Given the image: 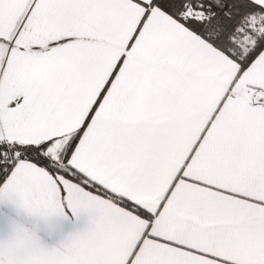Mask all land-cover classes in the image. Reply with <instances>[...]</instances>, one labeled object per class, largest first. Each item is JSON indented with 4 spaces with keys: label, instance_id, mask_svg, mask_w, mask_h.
I'll return each instance as SVG.
<instances>
[{
    "label": "snow or ice",
    "instance_id": "6c2138e0",
    "mask_svg": "<svg viewBox=\"0 0 264 264\" xmlns=\"http://www.w3.org/2000/svg\"><path fill=\"white\" fill-rule=\"evenodd\" d=\"M0 264H264V0H0Z\"/></svg>",
    "mask_w": 264,
    "mask_h": 264
}]
</instances>
